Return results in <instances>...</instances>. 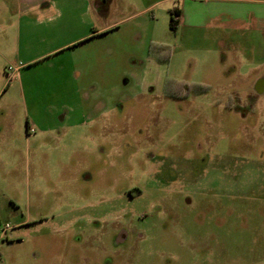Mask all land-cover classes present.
I'll list each match as a JSON object with an SVG mask.
<instances>
[{
    "label": "rangeland",
    "instance_id": "rangeland-1",
    "mask_svg": "<svg viewBox=\"0 0 264 264\" xmlns=\"http://www.w3.org/2000/svg\"><path fill=\"white\" fill-rule=\"evenodd\" d=\"M216 4L0 0V264H264V35Z\"/></svg>",
    "mask_w": 264,
    "mask_h": 264
},
{
    "label": "crops",
    "instance_id": "crops-1",
    "mask_svg": "<svg viewBox=\"0 0 264 264\" xmlns=\"http://www.w3.org/2000/svg\"><path fill=\"white\" fill-rule=\"evenodd\" d=\"M18 2L19 14L40 13L44 15L50 11L55 13V15L46 16L47 18L43 17L38 23H43L45 18L47 23L65 20V23L68 24L73 20L74 14H77L81 18L82 24L87 27L91 22H89L91 13H99V3L95 4L94 0H18ZM214 2L217 4L210 10L212 12L209 15L219 16V31H248L264 35V0H214ZM187 10L189 9L181 11L179 22L185 16L189 23H197L202 11H193L192 13ZM85 37L84 35L80 39ZM262 80L264 81V76L254 84V89L257 92L258 83Z\"/></svg>",
    "mask_w": 264,
    "mask_h": 264
},
{
    "label": "trees",
    "instance_id": "trees-1",
    "mask_svg": "<svg viewBox=\"0 0 264 264\" xmlns=\"http://www.w3.org/2000/svg\"><path fill=\"white\" fill-rule=\"evenodd\" d=\"M108 2V0H107ZM104 7H107V5H105ZM181 16V10L179 9H174L171 12V22H170V26L173 30H176L179 24V17Z\"/></svg>",
    "mask_w": 264,
    "mask_h": 264
},
{
    "label": "built area",
    "instance_id": "built-area-1",
    "mask_svg": "<svg viewBox=\"0 0 264 264\" xmlns=\"http://www.w3.org/2000/svg\"><path fill=\"white\" fill-rule=\"evenodd\" d=\"M13 71V78L16 76V73L19 72L20 67L10 68ZM11 229L10 225H5L4 227H0V244L5 238L7 232Z\"/></svg>",
    "mask_w": 264,
    "mask_h": 264
},
{
    "label": "flooded vegetation",
    "instance_id": "flooded-vegetation-1",
    "mask_svg": "<svg viewBox=\"0 0 264 264\" xmlns=\"http://www.w3.org/2000/svg\"><path fill=\"white\" fill-rule=\"evenodd\" d=\"M97 1H98L97 3H99V6H104L105 5V0H97ZM100 11L101 10H100V7H99V12ZM257 90H258V93H260V92H262L264 90V81L263 80L258 83ZM242 109L243 110H241V112H243L245 108L242 107ZM122 240H123V235L119 237V239L117 241V244L121 243ZM104 264H107V263H104Z\"/></svg>",
    "mask_w": 264,
    "mask_h": 264
}]
</instances>
